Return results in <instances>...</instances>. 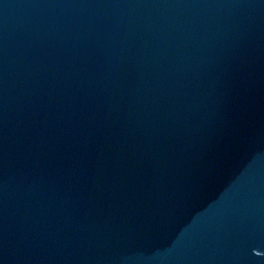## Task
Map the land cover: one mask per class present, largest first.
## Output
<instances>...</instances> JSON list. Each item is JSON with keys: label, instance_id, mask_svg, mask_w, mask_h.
Segmentation results:
<instances>
[{"label": "water", "instance_id": "obj_1", "mask_svg": "<svg viewBox=\"0 0 264 264\" xmlns=\"http://www.w3.org/2000/svg\"><path fill=\"white\" fill-rule=\"evenodd\" d=\"M0 264H264V0H0Z\"/></svg>", "mask_w": 264, "mask_h": 264}]
</instances>
